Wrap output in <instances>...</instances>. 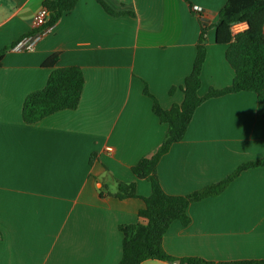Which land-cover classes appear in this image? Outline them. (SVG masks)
Segmentation results:
<instances>
[{"label":"crops","instance_id":"obj_1","mask_svg":"<svg viewBox=\"0 0 264 264\" xmlns=\"http://www.w3.org/2000/svg\"><path fill=\"white\" fill-rule=\"evenodd\" d=\"M104 1L121 15L80 0L27 51L21 46L40 33L33 22L44 0H0V51L9 49L0 67V264H119V228L141 222L145 202L107 193L117 192L118 181L133 182L149 197L150 182L132 167L168 134L146 86L164 109L182 104V90H170L192 73L203 27L200 95L232 85L227 47L216 44L214 28L228 0H191L193 9L185 0ZM56 53L57 68H82L79 108L28 125L26 98L45 88L52 69L43 63ZM263 157L264 117L257 96L242 92L203 103L157 173L166 193L186 196ZM188 214V226L176 221L164 237L168 255L264 259V167L243 171L224 193L192 203Z\"/></svg>","mask_w":264,"mask_h":264},{"label":"trees","instance_id":"obj_2","mask_svg":"<svg viewBox=\"0 0 264 264\" xmlns=\"http://www.w3.org/2000/svg\"><path fill=\"white\" fill-rule=\"evenodd\" d=\"M80 0H44L43 6L49 10V18L43 29H51L61 19L73 12ZM97 3L110 15L120 16L110 9L104 0ZM193 9L191 0H185ZM195 13L196 11L193 10ZM243 26L235 32V28ZM216 44L227 47L225 57L235 75L232 85L222 89H210L206 96L200 95L203 67L207 61V32L203 27L197 45L192 73L183 85L173 87L170 95L178 89L184 93L182 104L164 109L148 87L145 95L153 100V112L160 123L168 126V134L156 151L132 167L134 175L140 180L150 182L151 195L139 196L136 183L118 181L117 192L107 193L118 200L143 199L145 206L139 211L137 224L122 225L123 251L119 264H142L147 260H159L178 264H264L261 260H238L232 262H211L198 257L175 259L166 253L163 240L174 222L188 226L191 218L188 209L191 204L219 196L240 176L243 171L264 167V157L245 162L225 180L207 186L186 196L166 193L158 177L157 166L169 153L172 146L186 138L188 128L198 108L210 99L242 92L257 96V111L264 117V0H228L218 13L215 26ZM9 49L0 51V67ZM60 55H52L44 67L52 69L51 76L44 89L33 92L26 98L22 116L28 125L39 123L61 111H75L79 108L85 89V76L80 67L57 68ZM105 194L101 193V197Z\"/></svg>","mask_w":264,"mask_h":264},{"label":"built area","instance_id":"obj_3","mask_svg":"<svg viewBox=\"0 0 264 264\" xmlns=\"http://www.w3.org/2000/svg\"><path fill=\"white\" fill-rule=\"evenodd\" d=\"M198 10V9H197ZM49 18V10L45 8L44 6L40 9V11L36 14L33 27L34 29L40 30V33L38 36L29 39L27 42L22 44L21 48L26 49L27 51H30L33 49L34 45L39 41V39L48 32L49 29H43L44 25L47 23ZM243 26H238L235 28V32L242 30ZM109 151L112 150V148H108Z\"/></svg>","mask_w":264,"mask_h":264}]
</instances>
